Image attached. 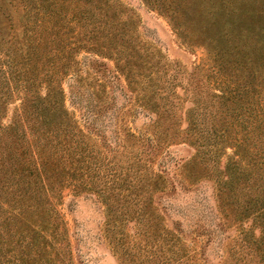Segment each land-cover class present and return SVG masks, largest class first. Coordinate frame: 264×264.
<instances>
[{
  "label": "trees",
  "instance_id": "1",
  "mask_svg": "<svg viewBox=\"0 0 264 264\" xmlns=\"http://www.w3.org/2000/svg\"><path fill=\"white\" fill-rule=\"evenodd\" d=\"M142 1L182 44L205 51L207 63L192 70L212 72L211 144L231 148L214 184L216 210L221 222L250 217L252 226L236 229L227 258L264 264V0ZM134 29L118 0H0V264H69L63 190L109 187L96 182L95 144L67 111L61 81L80 50L131 56ZM145 101L156 110L154 98ZM203 114L186 116V132L210 140L216 132L202 127ZM102 198L108 205L112 196Z\"/></svg>",
  "mask_w": 264,
  "mask_h": 264
},
{
  "label": "rangeland",
  "instance_id": "2",
  "mask_svg": "<svg viewBox=\"0 0 264 264\" xmlns=\"http://www.w3.org/2000/svg\"><path fill=\"white\" fill-rule=\"evenodd\" d=\"M118 2L135 25L133 47L124 51L131 56L80 50L61 81L67 111L95 144L96 182L109 187L100 195L63 190L64 253L69 264H237L227 247L237 228L252 226L250 217L221 222L216 210L214 184L231 148L211 144L219 127L208 118L212 72L192 70L207 63L205 51L182 44L142 0ZM149 96L156 110L147 107ZM199 112L202 127L216 132L210 140L186 132V116ZM193 159L200 163L191 167Z\"/></svg>",
  "mask_w": 264,
  "mask_h": 264
}]
</instances>
